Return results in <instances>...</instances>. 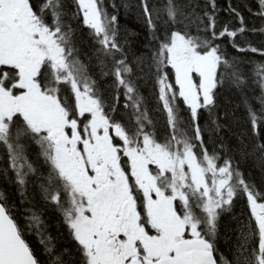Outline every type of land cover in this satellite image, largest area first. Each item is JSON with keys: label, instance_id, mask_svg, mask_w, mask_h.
Returning a JSON list of instances; mask_svg holds the SVG:
<instances>
[{"label": "snow or ice", "instance_id": "obj_1", "mask_svg": "<svg viewBox=\"0 0 264 264\" xmlns=\"http://www.w3.org/2000/svg\"><path fill=\"white\" fill-rule=\"evenodd\" d=\"M228 10L0 0V264H264V27Z\"/></svg>", "mask_w": 264, "mask_h": 264}, {"label": "trees", "instance_id": "obj_2", "mask_svg": "<svg viewBox=\"0 0 264 264\" xmlns=\"http://www.w3.org/2000/svg\"><path fill=\"white\" fill-rule=\"evenodd\" d=\"M108 0H106V3ZM119 2V0H117ZM134 2V0H133ZM196 2L201 6V8L204 6L205 0H196ZM252 0H215L217 12H216V27L217 29L223 28V26L227 25L229 28H235L238 27V21L231 15V13L228 10L229 4L232 5V7L237 8L241 14L244 17L245 26L247 28H261L264 27V22L260 20L258 17H253L249 14L248 9L244 7L246 3H251ZM111 9H109L110 11ZM199 11V9H198ZM120 22L124 26V28L127 29L128 32L134 33L135 35L129 36V41L131 43V46L134 51L141 49L142 42L145 40L146 33L143 30V26L138 21L137 17L129 12L127 15H125L123 9H121L120 12ZM194 31V29H193ZM237 41L241 44L250 43L252 46H255L257 48L264 47V33H261L257 31L256 33L253 32H246L244 34L243 39H241L239 36L236 38ZM222 47H225L227 51L230 53L234 52V50L231 48V46L227 43V40L224 39L222 43ZM139 54V53H138ZM254 61L259 62L261 58L258 55L255 54H248ZM247 67V65H246ZM258 92V89H257ZM237 100V97L233 95L232 93L225 90L224 95L222 96L220 103L222 105V108H231L235 107V101ZM209 149L211 150L212 145H208ZM246 177H249L250 179H257L259 177L258 170H254L251 168L250 163L245 164L242 166L241 169ZM252 173V175H250ZM8 186L3 183V181H0V191H3ZM12 189H8V194H11ZM241 211V205L238 203L235 209V212L239 214ZM53 236L57 235L56 228L53 227L50 229ZM60 243H63V238L59 240ZM30 243H33L35 245V238H30ZM38 247V245H35ZM220 246L224 248L225 246V240L221 239Z\"/></svg>", "mask_w": 264, "mask_h": 264}]
</instances>
